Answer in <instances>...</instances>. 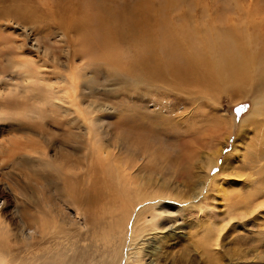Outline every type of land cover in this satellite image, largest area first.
<instances>
[{"label": "rangeland", "instance_id": "374dc122", "mask_svg": "<svg viewBox=\"0 0 264 264\" xmlns=\"http://www.w3.org/2000/svg\"><path fill=\"white\" fill-rule=\"evenodd\" d=\"M97 1H0V222L10 230L3 247L6 261L69 259L68 237L77 254L90 252L105 260V236L116 230L122 254L136 240L145 262L264 264V120L248 122L255 100L236 82L224 89L212 79L216 72L232 74L223 68L230 52L244 58L250 51L249 69L264 57L257 24L261 2L101 0L100 7ZM28 6L43 14L33 26L21 13ZM74 7L79 11L72 16ZM62 8L74 21L85 16V26L76 25L70 34L73 39L85 35V55L72 61L60 50L55 21ZM136 18L138 25L152 23L147 35L157 40L151 48L156 61L163 60L158 64L162 74L134 68L137 50L148 52L143 36L132 37ZM170 38L173 52L180 44L186 51L192 45L199 55L204 50L201 63L175 74L166 71L162 63L170 60L171 49L160 42ZM53 56L62 76L81 68L75 91L69 82L59 83L71 98L67 104L48 96L43 102L35 99L46 94L43 85L56 82L57 72L46 69ZM46 57L49 66L42 65L45 70L35 76L40 80L13 75L18 63L37 72ZM216 176L218 181L234 176L235 190L262 188L257 200L262 206L256 204L245 217L236 213L216 194L218 183L215 189L211 183ZM151 204L168 205L171 214L160 206L144 213L139 221L144 231L131 236L138 212ZM227 215L235 218L228 221ZM210 223L225 227L218 245L205 249L199 239ZM92 228L99 237L91 236ZM29 234L32 240L25 238ZM162 237H168L165 246L151 253L152 240Z\"/></svg>", "mask_w": 264, "mask_h": 264}, {"label": "bare ground", "instance_id": "6f19581e", "mask_svg": "<svg viewBox=\"0 0 264 264\" xmlns=\"http://www.w3.org/2000/svg\"><path fill=\"white\" fill-rule=\"evenodd\" d=\"M258 1L261 2L260 3L261 4L260 8L258 6L259 13H260L261 16L259 17L260 22L257 21V24L258 25L260 24V27H261L260 41L264 45V0H258ZM101 3H102L101 0L97 1V5L100 6V7L102 5ZM15 4H18V3L16 2ZM89 5H91V4H89ZM20 8H17L18 9V13H19V9ZM65 11H66V9L62 8V9H60L57 12L56 16L57 17L59 16V19L58 20L56 19L57 21H55V22H56L57 26L60 28L59 29L60 30L59 36H60L61 42L63 43V47L60 50L62 51V54L65 55V59L66 60H71L72 61L77 56H84L85 55V53H84V51H85V47H84V37H85V35L81 34L78 37V39H73L72 36L70 35L71 32L76 30V25L83 24L82 26H85L84 21H83L85 16H84V14H82V16L79 19L75 18V21H77V22L74 24L75 21H74V18L72 16H74L79 10H76L75 7H74L72 16L71 15L70 16H66L64 14ZM1 13H2V10H1ZM3 13H4V11H3ZM21 13L22 14H27V16L24 19V22L26 24H30L32 26H33L34 23L40 22V19H38V18L41 17L40 15H43L41 13L33 11L31 9V7H29V6L26 7L23 11H21ZM20 17H21V15H20ZM45 17H46V15H45ZM66 17L70 18V19L69 20H65ZM0 18H1V16H0ZM109 19H110V16H109ZM46 20H50V21L54 22L55 18L53 20L51 16H49V17L47 16ZM85 21H87V20H85ZM95 21H96V19H95ZM139 22H141V21L139 19H137V22L135 24L133 23V25H132V27H133L132 37L143 36L144 39H145V42H146L145 45H147L149 53L146 52V51H143L141 49L137 50L140 54L137 57V61L134 64V68H141V69L145 68V69H147V67H150L149 69H147V72H149L148 70H150V71H152V74H155V73L162 74L161 73L162 72L161 68L158 67V64L163 62V60L160 59L159 61H156L155 57L157 55H156L155 51L151 48V46H153V48L155 49V47L157 46V44H156L157 40H155L156 38H154V39L151 38L150 39L151 34H150V37H148V35H147V31L151 28L150 26L152 25V23L150 25L149 22L147 21V23H144L143 25H138ZM114 26H115V24H114ZM93 30L96 31L95 34L97 35L98 34V26H96L95 29H93ZM118 32H120V30ZM148 34H149V32H148ZM173 40H174L173 38H170V39H166L164 42L161 41L160 43L161 44L163 43V48L167 47V49L168 48L171 49ZM77 44H79V45H77ZM74 45H77L75 47V49H73V47H72ZM180 45L181 46L178 49L173 47L174 52L172 51V49H171V51L168 50L169 51L170 60L168 62H166V65H164V63H162L164 69H166V71H168L170 74H175V73H177V72H179L181 70L188 71L191 68V66L193 65V62H197L198 61L199 63H201V61H202V56L201 55L204 54V50H199L202 53L201 55H199L198 52H196L193 49L192 45L189 47L190 49H188V51L190 50L189 52L186 51V48L183 47V44H180ZM18 48L21 49V48H23V46L20 45V46H18ZM158 49H159V47H158ZM191 49L193 51H191ZM249 53H250V51L249 52H245L244 53V58H241V56L237 52H230V53L226 54L225 55V59H223V63H224L223 68L233 71L232 74H230L228 76H224L220 72H216L213 75L212 79L214 81H216V82H219V83L223 84L224 85V87H223L224 89L229 88L233 84V82H236L237 88H243L246 91V94L251 96L255 100L254 105H252V108H251L252 110H251V114L250 115L252 117H251L250 121H248L249 123L252 124V121L254 123L255 121L260 120V119L264 120V57L260 60V62L258 63L256 68H254V69L250 68L249 69L248 65H249V62H250V58L248 59V56H247V55H250ZM45 54L46 53L44 52L43 55H45ZM53 58H54V60H52V62H50V63H49V60L47 59V57H46V59L43 58V60L41 61V65L40 66L42 67V65L43 66L44 65H48V63L51 64V66L48 65L49 67H47L46 69H48L50 71L55 70L57 72L56 74H58V76H60V78L58 80V76H57V78L55 79V81H56L55 84H51L48 81L47 83H49V84L43 85L47 95L46 94H41V98L39 96L36 97V98L34 96V98L37 101L40 99L43 102V101H45L46 97L48 96V98L52 102H56V103H60V104H67V103H69L71 101V98L68 96L67 91H66L65 88H59V83H61L60 81H64L65 83L69 82L71 87L75 91V89L77 88V83L75 81V79H76L75 75L78 74V72H79V70L81 68L77 67L75 69V74L62 76L60 74V72H59V69H58V64L59 63L56 64L57 57L53 56ZM176 62H177V64H176ZM65 64H68L69 66H71L70 63H65ZM16 65L19 66V68L13 69V71H12L13 75L15 74L17 77H22L24 80H26V81L28 80V82H29V80H32V81L33 80L34 81L40 80L39 78L36 79L35 76L38 75V74H41L42 71L45 70L42 67L37 72H33L32 71L33 69H31L29 66H27L24 63H18ZM204 72H205L204 74L206 75L207 72L206 71H204ZM74 76H75V78H74ZM10 78L11 77H9L8 79H10ZM3 79H4V76H0V80H3ZM202 79L203 80H207V78H205V76H203ZM208 79H210V77H208ZM41 80H43V79L41 78ZM19 86L20 85H15V87H19ZM26 91H28V90H26ZM37 115H40V113L37 114ZM262 135H264V134H262ZM210 136L212 137L213 135H210ZM258 148H260V146ZM216 152L217 151H215V154H216ZM259 159H260V155H258L256 157V160H259ZM209 161H211V159H209ZM228 162H229V160H228ZM226 164H228V163H226ZM224 168H225V166H224ZM223 173H224V171L222 173L220 172L219 175L220 174L223 175ZM219 175H217V176H219ZM235 175H236V173H235ZM217 176L214 178V180H211V183H213V185H214V189H215V186H216V184H214V183H216V182L218 183L217 186H216V190L218 192L215 190L216 194L217 195L220 194V196L223 197V199H225L226 202H229L230 205H231L230 207L234 208L233 211H235L236 213H239V214H241V215H243L245 217L246 214H248L251 211H253L255 206H257V207H258V205L262 206V205H260V203H258L260 200L257 201L259 199L260 193H262L261 190H260L262 188H259V189H255L256 187H251L250 188L249 185H248L249 188L246 189L245 191H244V189H243V191L235 190L234 187H235L236 181H235L234 176L225 178L223 180L220 179L221 181L217 180V179L220 178V176H219V178H217ZM79 184L80 183H78L77 185L79 186ZM79 187L75 188V190L78 192L77 193V200L78 201H80V199H81ZM263 194H264V192H263ZM262 197H263V195H262ZM155 198H157V197H155ZM261 202L264 203V200L263 201L261 200ZM256 204H258V205H256ZM158 206H160L162 208V211H163V213L165 215L171 214V211L169 210L170 207L168 205H159V204L147 205L145 208H143L141 211L138 212V214L135 217L133 223L131 224V227H130V230H129L131 236L138 237V236H140L142 234V232L144 231V227H143V225H141V223H139V221L143 217L144 213L152 212V211L156 210V208ZM231 208H230V210H231ZM177 211H179V209H177L175 212H177ZM153 216L156 217L157 215L154 214ZM228 217H229V215H227V218ZM234 218H235L234 216H230L228 221L231 220V219H234ZM224 220H226V219H224ZM224 223H226V222H224ZM177 227L176 226H170L169 229L177 231V230H179V227L178 228ZM223 227H225V226L224 225H221V226L218 225L217 226L215 223H210V225L206 226L205 233L203 232L204 235L199 239V243L203 244L202 246H205V249H206V247L210 248V246L218 245L219 234H220V232L222 230H224ZM30 231H32V230H30ZM89 232H90L91 236L96 235V236L99 237V235L97 234V232L95 231L94 228H92V230H90ZM9 234H10V230L6 228V226L4 225L3 222H0V264H8V262L5 259L4 254H3V250H4L3 247L5 246V242H6L7 238H8V236H9ZM80 234H82V236H86L87 237V234L85 232H82ZM108 234H109V232L105 236V238H106L105 239V244H106V247H107L105 260L104 259L103 260H100V259L96 260L95 256H92V254L90 252H84L82 254H77L76 253V247L74 246V241H72L70 239V237H68L67 240H68V244L70 246L71 258L64 259V260H62L60 262L43 260L41 263H38V264H155V260L153 258H150L147 262H145L144 260L141 261V255H140L141 246L137 245L136 240H131L132 244H130L129 249L127 251L123 250V254H122V250H121V248L118 245V243L120 242V239H118V238H119V236L121 234V231L113 230L109 235ZM33 237H34V235L32 236L31 234H29L25 238L32 240ZM165 239H168V237H162V238H160L159 241L156 238L153 239L152 243H150V245L152 247L151 253H154L158 248L160 249V247L165 246L163 244ZM87 241H88V239H87ZM91 241H92V243H94L93 239H91ZM158 242H159L160 245L157 244ZM162 244H163V246H162ZM85 247H86V245L83 246L82 249H84ZM166 247H167V245H166ZM162 251H164V250H162ZM124 253H125V256H123ZM160 253H161V251H160Z\"/></svg>", "mask_w": 264, "mask_h": 264}]
</instances>
